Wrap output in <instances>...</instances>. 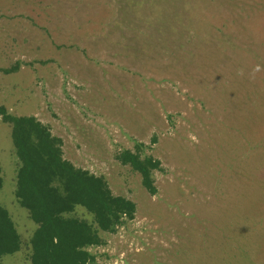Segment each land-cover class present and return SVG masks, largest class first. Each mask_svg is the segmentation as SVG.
Listing matches in <instances>:
<instances>
[{
  "label": "rangeland",
  "instance_id": "1",
  "mask_svg": "<svg viewBox=\"0 0 264 264\" xmlns=\"http://www.w3.org/2000/svg\"><path fill=\"white\" fill-rule=\"evenodd\" d=\"M0 105L34 116L63 157L136 212L88 246L94 264H264V0H0ZM0 117V204L31 264ZM160 161L149 193L115 156ZM72 215L91 222L82 207Z\"/></svg>",
  "mask_w": 264,
  "mask_h": 264
},
{
  "label": "trees",
  "instance_id": "2",
  "mask_svg": "<svg viewBox=\"0 0 264 264\" xmlns=\"http://www.w3.org/2000/svg\"><path fill=\"white\" fill-rule=\"evenodd\" d=\"M19 66L15 63L0 71L16 72ZM0 117L11 126L12 145L19 163L15 196L36 224L30 238V263L94 264V256L87 247L101 242L99 231L113 232L124 219H132L135 203L114 195L104 177L66 160L62 140L34 116L12 115L0 105ZM142 146L137 143L133 150L123 149L115 158L137 172L142 186L154 194L152 174L161 170V164L143 154ZM78 206L92 216L91 222L72 215ZM20 247V234L8 210L0 204V264L5 255L19 251Z\"/></svg>",
  "mask_w": 264,
  "mask_h": 264
}]
</instances>
